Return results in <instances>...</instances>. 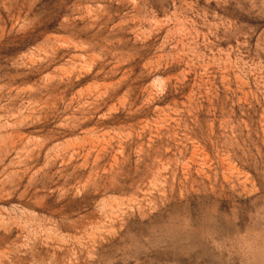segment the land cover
<instances>
[{
  "label": "rangeland",
  "instance_id": "rangeland-1",
  "mask_svg": "<svg viewBox=\"0 0 264 264\" xmlns=\"http://www.w3.org/2000/svg\"><path fill=\"white\" fill-rule=\"evenodd\" d=\"M0 264H264V0H0Z\"/></svg>",
  "mask_w": 264,
  "mask_h": 264
},
{
  "label": "bare ground",
  "instance_id": "bare-ground-1",
  "mask_svg": "<svg viewBox=\"0 0 264 264\" xmlns=\"http://www.w3.org/2000/svg\"><path fill=\"white\" fill-rule=\"evenodd\" d=\"M216 1H217V0H216ZM213 6H215V5H213ZM182 48H183V47H182ZM178 53H179V52H178ZM178 53H177V54H178ZM227 79H228V78H227Z\"/></svg>",
  "mask_w": 264,
  "mask_h": 264
}]
</instances>
